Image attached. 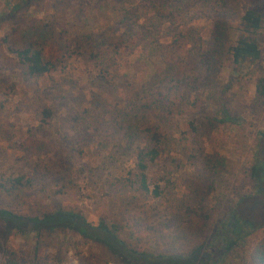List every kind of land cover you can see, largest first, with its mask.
I'll return each instance as SVG.
<instances>
[{
	"label": "rangeland",
	"instance_id": "374dc122",
	"mask_svg": "<svg viewBox=\"0 0 264 264\" xmlns=\"http://www.w3.org/2000/svg\"><path fill=\"white\" fill-rule=\"evenodd\" d=\"M176 1L167 7L179 9L172 24L156 12L157 1L146 0L136 14L146 27L141 29L121 26L113 10L141 0H0V39L25 18L50 21L65 8L76 18L65 35L78 39L65 69L50 76L0 74V177L32 178V185L19 193L0 190V208L28 216L61 208L80 213L92 227L124 213L131 228L124 240L132 244L139 237L153 255L172 254L183 250L195 231L192 209L207 192L212 233L228 226L232 215L256 227L244 228L246 239L225 262L249 264L264 241V196L257 194L251 178V167L264 163V100L256 94L264 76V29L262 60L237 72L229 48L237 42L250 0ZM17 3L22 9L11 17ZM217 27L226 33L223 49L208 61ZM176 38L180 48L169 61L179 64L167 70L161 45ZM120 42L131 49L122 47L118 65L107 67L112 82L101 84L100 61L97 66L89 57ZM176 74L177 79L188 77L190 85L172 80ZM161 97L176 104L170 119L159 116L165 112L163 101L131 120L116 111L118 104L127 107L134 101L137 107ZM46 108L54 113L51 126L37 130ZM225 111L232 120L217 123ZM146 123L160 126L165 135L160 155L147 169L150 193L140 191L136 182L135 153L149 142L139 127ZM210 156L224 158L226 169L214 174L206 168ZM157 185L159 196L152 192ZM25 231L12 232L0 221V264H104L96 246L71 230L38 234L29 225ZM140 263L154 264L151 259Z\"/></svg>",
	"mask_w": 264,
	"mask_h": 264
},
{
	"label": "trees",
	"instance_id": "16d2710c",
	"mask_svg": "<svg viewBox=\"0 0 264 264\" xmlns=\"http://www.w3.org/2000/svg\"><path fill=\"white\" fill-rule=\"evenodd\" d=\"M154 1L158 2L156 12L160 18L168 20L171 18L172 24L176 23L174 19L176 16L175 13L179 9L167 11V7H174L177 1L150 0V2ZM145 2L146 0H141L139 5L130 8L115 6L113 10L120 18L119 24L127 28L139 27L145 29V26L139 25L136 16L137 12L140 11L139 9L145 6ZM21 9L22 5L18 3L14 4L11 7L9 15L14 17ZM65 9L55 15L50 21L28 20L25 18L19 25L11 28L10 32L0 39V74L7 71H17L25 77L38 78L50 76L54 72L65 69V61L70 59L73 54L71 50L72 45L75 41H78L77 38L76 40L70 41L65 35L67 28L72 24V20L76 19L75 17H71ZM263 29L264 0H250L249 8L243 15L238 26L239 35L237 42L229 48L237 72H243L247 66H251L262 60L263 49L260 32ZM174 30V34H171L172 38L177 36V31L176 29ZM213 34V48L207 53L209 54L207 56L208 61L210 58L211 60H215L219 53H221L226 35L225 30L220 28L215 29ZM85 38L89 37L87 36ZM80 39L81 42L84 41L83 38ZM180 43V38H176L169 45H161L163 63L166 64V59L168 61L169 59L173 60L175 56L173 52L180 48ZM129 46L125 42L112 44L100 49L97 54L89 57L91 62L93 61L97 66L100 61L99 67L101 68H99L100 73L98 74V78H100L101 84H104L103 82L105 84L112 82L110 79L112 76L108 72L107 67L111 66L109 64L110 62L112 65H118V57L122 54V47L126 48L129 52L131 49ZM167 64V70H173V66L179 64V61L174 59V61H169ZM208 67L212 70L215 65L212 62L209 63ZM94 78H97V76ZM178 78H180L179 74ZM171 79L178 80V84L180 85H190V80H187L188 77L177 79L176 74V79L174 77H171ZM113 88L117 90L116 85ZM256 94L257 99L264 100V76H261L257 81ZM162 97L161 100L157 98L152 102H145L137 107L134 101H129L127 107H121L118 104L116 111L119 115H123L131 120L133 115L144 117L150 113L158 102L163 101L166 106L165 112L159 116L165 120L170 119L171 114H174L173 108L176 104L168 101V99H162ZM161 112L163 111L161 110ZM53 118L54 113L52 109L46 108L42 113L40 125L37 127V130H44L50 127ZM216 120L217 123H225L227 120L232 119L227 111H225V118ZM216 122L215 120H211L209 124L211 127H215ZM139 131L148 136L149 142L144 147H139L135 153L138 171L136 182L139 185L140 191L150 193L151 186L148 181L147 169L149 164L154 162L160 155L159 146L164 140L165 135L160 126L148 123L142 124L139 127ZM207 158L206 168L208 167L214 174L226 169V161L224 158H215L214 156ZM251 178L254 182L253 188L257 191V194L264 196V163L261 162L251 167ZM212 182L214 181L212 180ZM31 185L32 178L30 179L27 175L7 179L0 177V190L4 193H19ZM214 185V183L210 185L209 193L215 189ZM152 192L155 196L161 195L159 185ZM208 196L209 194L206 192L201 197L199 204L192 209V212L195 214L196 228L188 239L186 246L183 250L172 254L160 253L153 255L147 250L146 244H143L142 239L139 237L134 239L132 244L124 240L123 235L131 236V228L126 223L124 213H117L113 218L104 217L100 220L97 227H92L91 225H87L85 218L80 213L61 208L52 213H45L43 216L21 215L15 211L0 208V221L5 223L8 230L19 234H26L25 229L29 225L38 234L42 232L66 233L71 230L75 234L81 235L85 242L92 243L96 246L99 250L100 257L104 260V264L112 261L122 262L123 264H125V261H130L133 264H141L140 262L145 259H151L154 264H226L227 256L236 251L238 245L246 239L249 232H246L244 228L250 227L255 229L256 227H252L248 220H241L237 216L232 215L228 220V226L223 225L215 233H212L211 221L213 217ZM128 228L130 232L126 230ZM249 264H264V241L250 256Z\"/></svg>",
	"mask_w": 264,
	"mask_h": 264
}]
</instances>
